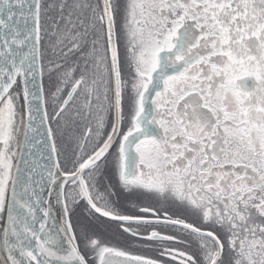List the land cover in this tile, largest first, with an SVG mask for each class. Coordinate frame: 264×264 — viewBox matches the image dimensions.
I'll list each match as a JSON object with an SVG mask.
<instances>
[{
  "label": "snow or ice",
  "instance_id": "1",
  "mask_svg": "<svg viewBox=\"0 0 264 264\" xmlns=\"http://www.w3.org/2000/svg\"><path fill=\"white\" fill-rule=\"evenodd\" d=\"M0 264H264V0H0Z\"/></svg>",
  "mask_w": 264,
  "mask_h": 264
},
{
  "label": "rangeland",
  "instance_id": "2",
  "mask_svg": "<svg viewBox=\"0 0 264 264\" xmlns=\"http://www.w3.org/2000/svg\"><path fill=\"white\" fill-rule=\"evenodd\" d=\"M45 86H46V88H47V86H48V85H47V81H45Z\"/></svg>",
  "mask_w": 264,
  "mask_h": 264
}]
</instances>
